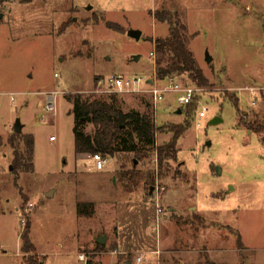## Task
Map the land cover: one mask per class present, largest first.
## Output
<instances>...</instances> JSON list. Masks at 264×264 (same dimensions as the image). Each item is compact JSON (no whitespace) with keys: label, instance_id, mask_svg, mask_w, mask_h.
<instances>
[{"label":"rangeland","instance_id":"1","mask_svg":"<svg viewBox=\"0 0 264 264\" xmlns=\"http://www.w3.org/2000/svg\"><path fill=\"white\" fill-rule=\"evenodd\" d=\"M0 14V264H23L25 216L43 264H264V133L239 121L264 120V90L256 105L245 90L263 82L264 0H0ZM171 27L208 80L174 77L198 89L190 105L97 91L108 74L164 87L154 47ZM76 95L151 114L156 146L180 130L175 153L159 166L155 151L118 152L89 170L74 151ZM17 121L33 136L31 170L12 167ZM78 203L92 206L78 216Z\"/></svg>","mask_w":264,"mask_h":264},{"label":"trees","instance_id":"2","mask_svg":"<svg viewBox=\"0 0 264 264\" xmlns=\"http://www.w3.org/2000/svg\"><path fill=\"white\" fill-rule=\"evenodd\" d=\"M154 48L157 56L155 61L157 79L167 80L186 73L196 85L206 86L208 84L207 78L196 64L193 53L188 48L186 38L177 27H171L169 36L156 38ZM72 99L75 117L73 135L76 155L100 153L105 157H113L118 152H133L138 159H143L150 152L155 151L160 166L164 159L171 158L175 153V144L181 131L173 129L174 134L171 140L162 146H156L155 134L160 127L155 126L151 114L135 110L124 112L110 102L102 100L83 101L79 95ZM233 101V104L237 106L238 100L233 99ZM239 121L257 134L264 133V120H260L258 115H254L250 119L246 114L244 116L241 114ZM85 123L93 125L92 133L82 131L80 127ZM14 132L15 138L10 140L13 149L12 167L14 170L21 168L31 170L34 153L33 136L17 133L15 130ZM21 141L25 145L23 150L19 149ZM120 174L123 178H133L136 172L134 170L121 171ZM146 178L147 184L152 183L151 175L147 173ZM91 206L92 203H78L77 213L84 214V209ZM30 232L31 223L28 216H25V222L20 233V251L23 256V264H43V257L36 253ZM87 264L90 263L87 262Z\"/></svg>","mask_w":264,"mask_h":264},{"label":"built area","instance_id":"3","mask_svg":"<svg viewBox=\"0 0 264 264\" xmlns=\"http://www.w3.org/2000/svg\"><path fill=\"white\" fill-rule=\"evenodd\" d=\"M149 80L152 82L149 83ZM165 86L160 88L157 85V81L152 78H143L140 76L127 77L119 74H108L98 81L97 91L112 94H149L154 102L164 100L165 95L171 94L173 101L177 107H185L190 104L198 94V89L177 81L175 78L165 80ZM102 88V89H101ZM251 96V104L256 105V101L260 98L261 92L264 90V77L262 83H257L252 87H246ZM53 107L51 103L47 104V109L51 110ZM199 118L205 117V109L199 111ZM87 162L90 166L88 169L102 170L108 163L107 157L100 153H94L88 155ZM158 213L162 212V209L158 207ZM78 258L85 261L84 253L79 254ZM143 257L138 256L136 262H142Z\"/></svg>","mask_w":264,"mask_h":264},{"label":"water","instance_id":"4","mask_svg":"<svg viewBox=\"0 0 264 264\" xmlns=\"http://www.w3.org/2000/svg\"><path fill=\"white\" fill-rule=\"evenodd\" d=\"M1 16H2V15L0 14V18H1ZM127 34H128L130 37H133V38H135V39H139V37H140V32H139L138 30H135V29H130V30H128ZM133 59L137 61V60L139 59V57L134 56ZM206 61H207V63H209V62L211 61V57H210L207 53H206ZM151 82H152V81L149 80V83H151ZM175 112H176L177 114H180V113H181V110H180V109H177ZM216 120H217V119L214 118V120H213L211 123H215ZM14 130H15L17 133H21L22 125H21V123H20L19 121H17V122L14 124ZM51 195H52V192H48V193H47V196H51ZM96 241H97L98 244L103 245V244L106 243V236H105V235H103V236H98V237H96ZM126 264H128V263H126Z\"/></svg>","mask_w":264,"mask_h":264},{"label":"crops","instance_id":"5","mask_svg":"<svg viewBox=\"0 0 264 264\" xmlns=\"http://www.w3.org/2000/svg\"><path fill=\"white\" fill-rule=\"evenodd\" d=\"M77 215H78V213H77ZM78 216H79V215H78ZM39 253H40V252H39ZM39 253H38V254H39ZM39 255H42V254H39ZM140 263H141V262H140Z\"/></svg>","mask_w":264,"mask_h":264}]
</instances>
